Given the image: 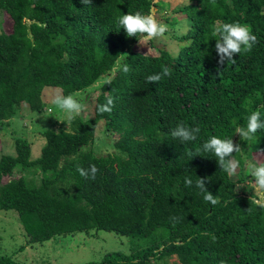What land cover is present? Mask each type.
Here are the masks:
<instances>
[{
  "label": "trees",
  "instance_id": "obj_1",
  "mask_svg": "<svg viewBox=\"0 0 264 264\" xmlns=\"http://www.w3.org/2000/svg\"><path fill=\"white\" fill-rule=\"evenodd\" d=\"M153 4L0 0V12L11 21L10 30L0 32V122L22 107L41 111L44 87L74 95L101 81L89 117L40 130L37 157H30L23 137L13 139V155L0 154V210L16 212L24 244L90 229L145 241L127 253L75 264H264V205L243 187L235 189L243 158L264 163V129L252 140L236 134L253 111L264 119V0H186L176 10L188 26L178 37L183 43L174 54L161 47L156 55L132 49L140 37H128L118 24L124 14H148ZM176 19L165 16L168 24ZM233 22L249 25L257 43L234 57V65L222 66L213 28ZM162 66L171 75L148 83ZM109 96L112 111L98 113ZM100 122L117 134L113 152L87 148ZM181 123L200 128L195 141L171 136ZM212 136L240 144L238 179L203 150ZM91 165L98 169L94 179L77 171ZM27 170L39 178L26 177ZM199 178L220 203L204 200ZM0 264L22 263L0 255Z\"/></svg>",
  "mask_w": 264,
  "mask_h": 264
},
{
  "label": "rangeland",
  "instance_id": "obj_2",
  "mask_svg": "<svg viewBox=\"0 0 264 264\" xmlns=\"http://www.w3.org/2000/svg\"><path fill=\"white\" fill-rule=\"evenodd\" d=\"M153 5L150 6L149 13H154L158 20L169 26V32L164 37L134 43L132 49H140L145 53L156 55L158 49L165 47L170 53H176L180 42L176 28L184 23L180 17L179 11L176 10L186 2V0H152ZM0 12V32L9 31L11 21L4 17ZM165 16H175L178 18L172 24H168ZM4 17V18H3ZM182 35V34H181ZM175 44V52L170 48V44ZM148 51V52H147ZM101 81H96L85 91L76 92L73 96L85 105V110L79 115L82 118L90 116L91 102L97 93L96 87ZM59 91L50 87H44L41 90L40 98L42 103L41 111H31L22 107L20 114L13 116L11 119L0 122V154H14L13 139L15 137H23L30 143V157L35 158L39 154V149L43 144V137L40 130L47 127L56 128L60 121H68L69 115L63 110L57 108L51 103L52 96ZM55 121V122H54ZM66 123V122H65ZM67 125V123H66ZM117 134H109L103 128L102 122L98 123L91 147L95 154H106L113 152L111 143L116 139ZM259 160V155L255 156ZM251 160L243 158L242 160V177L238 173L230 176L232 180H236V191L243 190L251 193L255 201L259 200L256 192V185L250 173ZM24 174V171H23ZM26 177H33L35 180L39 178L33 170H27ZM264 205V202H261ZM138 239L130 238L127 235L115 234L111 231L90 229L87 232L78 231L66 236H55L42 242L24 244V233L17 214L14 210H0V255L9 256L11 259L22 264H75L87 261L98 260L104 253L110 251H121L127 253L133 247ZM141 241V242H140ZM145 242L139 240L140 245ZM136 243L139 246V244ZM19 245H24L21 250H17ZM172 255L170 260H175ZM169 260V261H170Z\"/></svg>",
  "mask_w": 264,
  "mask_h": 264
},
{
  "label": "clouds",
  "instance_id": "obj_3",
  "mask_svg": "<svg viewBox=\"0 0 264 264\" xmlns=\"http://www.w3.org/2000/svg\"><path fill=\"white\" fill-rule=\"evenodd\" d=\"M83 4H90L92 0H81ZM215 3V0H212ZM118 24L125 31L128 37L138 36L141 41H151L162 38L169 32V26L157 19L154 13L135 14L127 13L118 19ZM188 31L187 24H180L176 28L178 35L184 34ZM213 35L218 36L216 40L215 49L218 56L217 63L219 65L235 64L234 57L240 54L250 52L257 43V36L253 34L251 28L247 24L239 22L222 23L213 28ZM170 48L175 52V44H170ZM148 52V51H147ZM123 73L127 74L130 68L127 64L121 66ZM171 75V69L167 66H162L161 72L148 75L146 81L148 83H158L165 76ZM105 84H110V80H106ZM51 103L57 108L63 110L69 115V118L79 116L85 110V105L74 98L73 95H64L57 91L51 99ZM115 106L114 99L109 96L106 98V103L97 106V112L100 114L110 113ZM264 129V119L261 118L259 111H253L247 118L246 127H240L236 130V134L240 139L252 140L255 134ZM200 133L199 127H186L184 124H178L172 131L171 136L178 139L181 143L192 142L197 139ZM202 148L205 152L214 154L216 161L220 168H222L229 176H234L238 173L240 167L239 161L234 159V154L240 151V144L235 143L232 138L221 139L217 136H212L206 141ZM81 176L85 178H95L98 169L95 165H91L89 169L77 168ZM250 173L256 185V192L259 200L254 203L261 204L264 202V163L253 162L250 164ZM192 180L185 178V185L191 186ZM196 187L204 193V200L215 206L220 203L219 199L213 195L206 187V178H199L196 181Z\"/></svg>",
  "mask_w": 264,
  "mask_h": 264
}]
</instances>
